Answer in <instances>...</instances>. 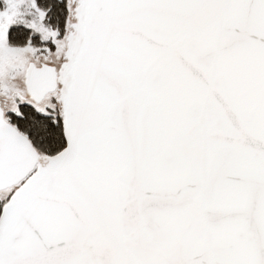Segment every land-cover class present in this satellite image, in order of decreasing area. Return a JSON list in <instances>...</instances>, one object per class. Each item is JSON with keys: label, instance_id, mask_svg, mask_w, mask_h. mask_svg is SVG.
Returning a JSON list of instances; mask_svg holds the SVG:
<instances>
[{"label": "snow or ice", "instance_id": "6c2138e0", "mask_svg": "<svg viewBox=\"0 0 264 264\" xmlns=\"http://www.w3.org/2000/svg\"><path fill=\"white\" fill-rule=\"evenodd\" d=\"M0 264H264V0H0Z\"/></svg>", "mask_w": 264, "mask_h": 264}]
</instances>
